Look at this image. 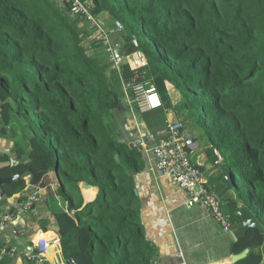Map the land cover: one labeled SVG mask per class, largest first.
I'll return each mask as SVG.
<instances>
[{"label":"trees","instance_id":"16d2710c","mask_svg":"<svg viewBox=\"0 0 264 264\" xmlns=\"http://www.w3.org/2000/svg\"><path fill=\"white\" fill-rule=\"evenodd\" d=\"M80 1L122 26L109 37L122 52L117 67L101 44L88 53L89 25L60 0H0V130L28 160L11 166L0 156V178L27 167L47 173L38 188L65 193L67 213L54 214L64 264L154 263L135 199L145 164L111 123L130 81L154 86L170 110L172 90L182 124L217 152L232 176L230 227L240 225L237 203L264 227V0ZM139 32L151 44L142 47ZM133 38L147 60L137 72L125 62ZM25 189L22 177L3 187L4 199ZM89 189L97 193L82 203ZM262 240L251 229L232 242L235 255L249 250L236 264H259Z\"/></svg>","mask_w":264,"mask_h":264},{"label":"crops","instance_id":"0c3cea01","mask_svg":"<svg viewBox=\"0 0 264 264\" xmlns=\"http://www.w3.org/2000/svg\"><path fill=\"white\" fill-rule=\"evenodd\" d=\"M98 21L106 31L114 24L106 13H102ZM87 30L89 31V28ZM122 61L124 60L121 58L119 63ZM127 97V103L131 105L130 113L123 118L127 122L120 125L119 118H116V121L123 134V140L134 145L145 164L144 170L134 176V187L145 238L154 249L153 264H178V259L175 258L178 251L182 252L183 259L189 264H230L235 255L231 251L234 242L231 232L237 227L231 228L230 233H224L203 207L188 206L185 192L177 188L168 175L156 170L153 155V149L166 137L169 126H179L178 133L191 161L198 164L206 178L209 191L218 196L225 186L217 168L218 165H223L217 152H206L205 138L192 136L189 128L182 124L183 119L178 112L180 106L176 105L177 98L172 90L170 99L174 110L164 106L156 111L136 112L132 107L133 100ZM117 114L119 113L114 116L117 117ZM17 140L8 129L4 133L0 130V156L8 155L9 164L11 160L18 158L12 151ZM188 140L194 141L187 144ZM5 165L7 164L0 163V168ZM50 176H53L52 173ZM52 190L55 191L54 187ZM82 191V203L93 199L97 193L94 189ZM33 194L36 201L32 209H24L23 205ZM52 194L47 189L26 186L22 193L9 199H0V214L13 215L12 221L4 229H0L1 264H29L25 256L33 251L39 239L51 240L59 237L54 214L62 211L61 206H64L66 201L61 200L59 196L53 197ZM230 196L232 192L228 191L221 198L224 202L222 210L227 216L231 208L225 202ZM48 259L54 264L66 262L59 244L50 247Z\"/></svg>","mask_w":264,"mask_h":264},{"label":"built area","instance_id":"2783aa9c","mask_svg":"<svg viewBox=\"0 0 264 264\" xmlns=\"http://www.w3.org/2000/svg\"><path fill=\"white\" fill-rule=\"evenodd\" d=\"M72 17L83 19L82 22L89 25V39L100 42L108 54V60L118 66L120 61L114 55V51L119 49L118 45L112 46L109 37L120 32L122 26L115 22L113 27L106 31L99 23L98 18L90 13V4L80 0H60ZM131 44L136 48L131 56L125 58V62L132 71L144 69L147 60L143 52L138 48L136 39H132ZM116 66V67H117ZM124 91H130L134 95V102L138 112L156 111L163 107L161 97L154 86H145L143 83L134 81L123 84ZM179 126L170 125L166 137L158 146L153 149L156 170L159 173L168 175L174 185L182 189L187 196L188 206L198 205L205 209L207 215L211 217L222 229L224 233H230L231 227L229 217L223 213L220 199L209 191L206 185V178L199 169L198 164L191 161L186 146L178 133ZM220 160V158H219ZM27 187L30 186L31 175L23 176ZM36 196L33 194L23 205L26 210H31ZM61 209L67 213L68 208L65 204ZM13 215L10 213L0 214V229H4ZM59 244V237L53 239L42 238L37 241L33 251L25 256L29 264H54L48 259V251L52 245ZM178 264H189L183 259V254L178 251L175 255ZM2 256L0 255V264ZM68 264H77L74 259H70ZM231 264V263H230Z\"/></svg>","mask_w":264,"mask_h":264},{"label":"water","instance_id":"95a60500","mask_svg":"<svg viewBox=\"0 0 264 264\" xmlns=\"http://www.w3.org/2000/svg\"><path fill=\"white\" fill-rule=\"evenodd\" d=\"M114 55L121 59L122 58V52L120 49H116L114 51ZM194 140H188L187 144H190ZM129 148H134L133 144H128ZM28 160H23V159H13L11 160V166H17V165H27ZM222 175V184H224L225 189L222 193H220L217 197L221 199L223 195L232 190L233 188V182H232V176L230 171L226 168V166L223 165H218L217 167ZM29 174L31 175V180H30V186L31 187H38L39 184L41 183L43 177L47 174L46 172H37L34 173L32 172L29 168H24L22 171H20L18 174L15 176L9 177V178H0V199L4 198L5 193L3 191V187L6 185H9L13 182L19 181L24 175ZM84 189H88V185L84 184L83 185ZM234 213L236 216L239 217L240 220V225L238 228L233 229L231 232V235L234 239V241H238L239 239L243 238L246 233L251 230V229H256L258 230L259 234L263 237L262 243L260 245V254H261V261L259 264H264V227L260 223V221L256 218V216L250 211L249 208H247L244 204L242 203H237ZM249 250H244L240 254H236L233 256L231 264H236L240 260L244 259L246 255L248 254Z\"/></svg>","mask_w":264,"mask_h":264},{"label":"rangeland","instance_id":"374dc122","mask_svg":"<svg viewBox=\"0 0 264 264\" xmlns=\"http://www.w3.org/2000/svg\"><path fill=\"white\" fill-rule=\"evenodd\" d=\"M144 39L145 40L147 39L148 43L151 44V42L148 40V38L145 35H143L142 33L139 32L137 40H138L139 43L142 44V47H145ZM88 41H89L88 50L90 51L88 53L92 54V53L102 52V49H101L100 45H98V44H101L100 42H98L96 40H93V42H91L92 41L91 39H89ZM101 46L103 47L102 44H101ZM104 55H106V54H104ZM106 59H108L107 56H106ZM124 93H125L124 94L125 95L124 96V100L120 103L121 107L119 109H117V110H114L111 113V123L113 122L115 131H116L117 135H119L120 138L123 137V134H122L121 129H120V127H119V125H118V123L116 121V118H119L120 125H123L124 123H126L127 122L126 119H123V118H125L126 115H128L130 113V106H131V105H129L127 103L128 102V97L127 96H129V99L134 100V95L131 92L126 91ZM132 107H133V109L137 107L134 101H133V106ZM116 113H119V114H117V117L114 116V114H116ZM52 174H53V176L51 178H52L53 187H56V186H54V184H56V182H57L56 180H54L56 178L55 175H54V171L52 172ZM59 197L61 198V200L64 201L65 198H66V195H65V193L63 191H60ZM62 203H64V202H62Z\"/></svg>","mask_w":264,"mask_h":264}]
</instances>
